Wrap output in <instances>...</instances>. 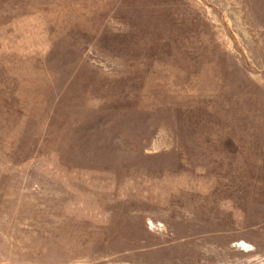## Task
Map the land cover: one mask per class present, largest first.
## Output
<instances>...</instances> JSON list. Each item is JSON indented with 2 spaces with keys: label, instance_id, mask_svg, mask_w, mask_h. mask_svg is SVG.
Returning <instances> with one entry per match:
<instances>
[{
  "label": "rangeland",
  "instance_id": "1",
  "mask_svg": "<svg viewBox=\"0 0 264 264\" xmlns=\"http://www.w3.org/2000/svg\"><path fill=\"white\" fill-rule=\"evenodd\" d=\"M0 264H264V0H0Z\"/></svg>",
  "mask_w": 264,
  "mask_h": 264
}]
</instances>
